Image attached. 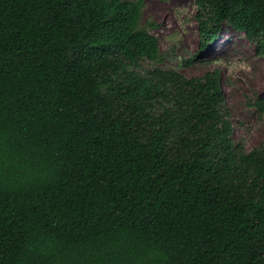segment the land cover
<instances>
[{
	"label": "trees",
	"instance_id": "16d2710c",
	"mask_svg": "<svg viewBox=\"0 0 264 264\" xmlns=\"http://www.w3.org/2000/svg\"><path fill=\"white\" fill-rule=\"evenodd\" d=\"M196 3L201 47L226 23L264 55V0ZM141 13L0 0V264H264V139L235 140L218 69L138 70Z\"/></svg>",
	"mask_w": 264,
	"mask_h": 264
},
{
	"label": "rangeland",
	"instance_id": "374dc122",
	"mask_svg": "<svg viewBox=\"0 0 264 264\" xmlns=\"http://www.w3.org/2000/svg\"><path fill=\"white\" fill-rule=\"evenodd\" d=\"M196 1L142 0L141 23L156 35L160 59L140 61L138 70L173 69L195 77L218 69L234 138L250 150L264 139V115L251 104L264 97V55L254 41L226 23L201 47Z\"/></svg>",
	"mask_w": 264,
	"mask_h": 264
}]
</instances>
